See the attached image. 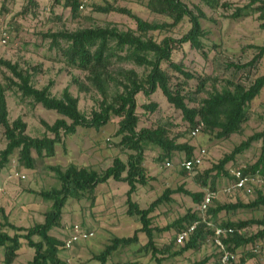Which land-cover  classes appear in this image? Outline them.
<instances>
[{"label":"rangeland","instance_id":"1","mask_svg":"<svg viewBox=\"0 0 264 264\" xmlns=\"http://www.w3.org/2000/svg\"><path fill=\"white\" fill-rule=\"evenodd\" d=\"M216 5H208L202 0H183L194 12L200 8L206 18L201 19V26L205 36L201 39L202 50L192 49L188 44L174 51L172 59L175 63H182L185 70L193 74L194 79L184 85L183 94L200 101L215 91H221L232 80L247 86L256 76L264 72V60L250 68V73L235 70L234 65L249 62L257 53L256 46L264 44V32L260 29L258 14L252 8L246 7L249 0H217ZM35 6H30L28 0H0V40L2 33L8 39L0 42V59L18 65L32 76L31 83L36 88H42L49 81L53 83L52 95L59 97L63 89L68 88L70 93L77 97L78 107L85 115L90 116L92 111H98L102 97L86 79V73L68 68L62 61L56 49H51L50 40L44 38L47 32L63 30L75 31L89 27H115L120 31L135 29V22L130 17L110 12L107 14L95 11L96 6L123 8L133 15L147 22H170L167 18L152 13L147 8L148 0H81L82 9L74 17L69 9L54 0H35ZM240 16H233L237 9H242ZM24 10L25 13H23ZM190 25L184 19L179 25L169 31L155 32L153 37L157 40L164 36L178 38L184 34ZM232 65V66H231ZM167 68V65H163ZM119 69L135 70L139 75L144 74L142 67L132 63H115L111 73ZM248 70V69H247ZM171 73L172 89L184 79L177 73ZM243 72V73H242ZM208 78V79H207ZM249 78V79H248ZM12 75L5 67L0 65V83L6 89V101L9 121L17 118L26 124V134L34 138H42L51 134L46 131L41 121L52 125L56 119L61 118L55 111L47 110L41 105L34 104L31 99L24 98L16 87L11 86ZM75 79V80H74ZM205 79L204 89L197 93L196 87L200 80ZM207 79V80H206ZM86 87L80 89L78 84ZM122 87H114L110 83L109 92L114 94ZM137 115L139 117L138 129L142 127H155L164 125L170 136L179 143H187L194 147V154L205 150L201 165L188 173H182L176 164L185 158L184 152L174 153L171 162L175 165L166 167V162H156L160 150L149 146L145 150L144 166L148 169L154 180L138 189L134 200L141 208L159 197L165 188L175 189L183 186L191 192H203L208 186L202 188L197 181L198 175L216 164L225 154L246 140L249 136L264 132V90L248 105L247 121L242 124L239 134H234L226 140H217L214 133L204 128L196 135H190L192 129L183 119L180 111L169 104L158 90L146 98L142 94L136 96ZM153 102L158 105L154 112L143 109L141 104ZM190 107L197 102L186 99ZM119 119L112 117L111 121L99 130L78 129L75 135L63 137V144L55 149L53 157L38 156L32 151L33 169H27L19 160L18 151H15L8 160L7 165L0 172V220L2 213L9 222L17 227L29 228L36 223H42L44 214L50 209L51 202L43 200L38 192L59 188L60 183L52 168L65 171L70 165L85 167L98 173L103 172L112 164L115 157L127 160L130 151L120 145V137L116 136ZM4 129L0 126V152L6 147ZM262 141L253 142L249 149L236 157L235 162L229 163L227 168L232 170L237 165L248 167L257 161L261 154ZM19 174L15 176L13 171ZM228 178H218L215 181L216 199L210 207L240 200L248 202L256 197L257 191L264 195V171L253 176V180L241 191H233L230 195L223 193L228 186ZM200 184V185H199ZM125 183L109 180L99 185L93 194L84 193L69 199L66 203L59 225L51 234L61 241L67 240L73 224L90 230L94 235L86 240H80L68 252L62 253L61 258L67 259V264H98L94 256L101 252L114 237H131L140 227L136 217L126 214ZM212 191V190H211ZM170 203L160 205L153 213V226L163 228L172 225L186 214L197 212L198 206L192 198L184 194L172 195ZM206 221L214 225L227 221L257 220L264 221V208L256 210H237L235 213H220L215 217L200 214ZM261 226L253 225L242 230L245 237H250L260 230ZM13 235V231H9ZM177 234L173 226L170 231L155 232L154 240L158 249L171 246V251L178 250L182 245H171ZM137 244L121 248L115 252L107 264H155L151 255L141 251L147 238L139 234ZM38 241V237L33 238ZM198 250L187 252L184 255L165 258L162 264H192L208 258V264L218 259V248L211 235L203 239ZM183 244V243H182ZM233 264H264V240L249 244H242L234 252ZM34 250L26 243H22L17 256L11 264H31ZM0 264L4 262V251L0 249Z\"/></svg>","mask_w":264,"mask_h":264},{"label":"trees","instance_id":"2","mask_svg":"<svg viewBox=\"0 0 264 264\" xmlns=\"http://www.w3.org/2000/svg\"><path fill=\"white\" fill-rule=\"evenodd\" d=\"M35 0H28L30 6H35ZM208 5H216L217 0H202ZM55 4H61L70 10L72 16L78 14L82 5L81 0H54ZM246 7L253 9L258 14L260 29L264 32V0H249ZM147 8L154 14L167 18L170 22H147L133 15L129 10L96 6L98 13L117 12L126 15L134 20L135 29L120 31L115 27H89L75 31L63 30L59 32H47L44 38L50 40V48L56 49L64 64L70 69H76L86 73V79L93 89L100 94L102 100L98 111H92L90 116L79 110L78 98L73 96L68 88L63 89L61 95H52L51 81L42 88L32 85V76L28 71L19 68L17 64L0 59V65L10 71L12 79L10 85L17 88L22 97L31 99L34 104L43 108L55 111L61 116L52 125L41 121L51 137L45 135L42 138L30 137L26 134V124L19 118L10 122L6 101V89L0 83V126L4 129V136L7 141L6 147L0 152V172L7 165L9 157L18 151L19 160L25 168L33 169L32 151L38 156L45 155L53 157L57 146L63 144L62 138L75 135L78 129L99 130L106 126L112 117L119 119L116 136L120 137V145L130 151L127 160L123 161L115 157L112 164L103 172L98 173L85 167L70 165L65 171L59 168H52L60 183L59 188L38 192V195L45 201L51 202L50 209L44 214L42 223H36L29 228L17 227L9 222L2 213L0 220V249L4 251L5 264H11L22 243L34 250L31 264H67V259L61 258L62 253L68 252L65 249V241H61L51 234L61 220L63 209L69 199L78 197L80 194H93L99 185L106 184L109 180L125 183L128 186L126 191V214L128 217H136L140 227L134 231L131 237H114L104 249L94 256L98 264H107L112 255L121 248L130 247L138 243L139 234H143L147 241L142 252L150 254L155 264H162L165 258L182 256L187 252L198 250L203 239L208 235L213 236L212 228L201 222L199 211L186 214L172 225L163 228L153 226L152 213L162 204L170 203L172 195L181 193L192 198L197 206L203 200V192H191L183 186L175 189L165 188L162 194L153 200L147 208H141L134 200L138 189L147 186L154 180L148 169L144 166L145 150L149 146L157 147L160 150L156 162H171L174 153H185V160H191L196 155L194 147L187 143H179L170 136V132L164 125L155 127H142L138 129L139 117L137 115L136 96L142 94L146 98L158 90L166 101L176 110L180 111L183 119L194 129L198 124H203L206 131L214 133L217 140H226L234 134H239L242 124L247 121L248 105L255 100L264 90V72L256 75L247 86L241 82L230 80L221 91H215L207 98L196 101V98L183 94L184 85L194 79L193 74L186 71L182 63H175L172 59L174 51L181 49L188 44L192 49L202 50L201 39L205 32L201 26V19L206 18L200 8L196 12L191 10L183 0H148ZM24 10L23 13H25ZM243 13L237 9L233 16L237 17ZM187 19L190 27L178 38L164 36L157 40L153 33L169 31ZM256 55L246 64L234 65L237 72L250 73V68L256 67L257 63L264 60V44L256 46ZM132 63L137 67L144 68L145 72L139 75L135 70L119 69L112 75L111 67L115 63ZM166 64L167 68L163 65ZM179 74L184 82L172 89L171 73ZM248 69V70H247ZM242 72V73H243ZM208 79V78H207ZM206 79V80H207ZM249 79V78H248ZM75 80V79H74ZM110 83L114 87H122V91L111 95L109 92ZM80 89H86L78 84ZM205 86V79L197 84V93ZM186 99L197 102L196 106L190 107ZM144 110L154 112L158 105L153 102L141 104ZM192 130L190 132H192ZM191 135V133H190ZM262 141L261 154L256 162L246 167L243 171L246 176H254L264 171V132L255 133L235 146L231 152L225 154L216 164L203 170L197 177L202 188L208 186L207 190L215 192V181L218 178H228L230 184L234 178L230 175L227 165L233 163L236 157L250 148L253 142ZM183 159V160H184ZM165 163V164H166ZM201 165V164H200ZM199 165V166H200ZM175 166V165H174ZM178 166V164H176ZM199 166H194L193 171ZM179 167V166H178ZM237 165L236 168H240ZM182 173H188L179 168ZM264 208V195L257 191L256 197L248 202L237 200L225 204H217L209 207L206 214L215 217L220 213H235L237 210H256ZM194 222H199L195 230L189 234L178 250L171 251V246L158 249L154 240L155 232L170 231L174 226L177 234L185 231ZM211 223V222H210ZM213 227L232 228L234 233L222 241L226 248L234 253L242 244H249L264 240V221L241 220L227 221ZM253 225L261 226L255 234L245 237L242 230ZM9 231L14 234L10 235ZM176 234V236H177ZM176 236L171 245H176ZM38 237V241L33 238ZM218 259L213 264H218ZM209 259L194 262L192 264H208Z\"/></svg>","mask_w":264,"mask_h":264},{"label":"built area","instance_id":"3","mask_svg":"<svg viewBox=\"0 0 264 264\" xmlns=\"http://www.w3.org/2000/svg\"><path fill=\"white\" fill-rule=\"evenodd\" d=\"M80 9H82V5L80 6ZM8 36L6 33H2L0 42L3 44L7 41ZM203 128V124H198L194 127V129L191 132L192 136H196ZM205 153V150H200L199 154L196 155L191 160H182L180 163H178L179 168L184 169L186 171H190L194 166H199L202 161V156ZM166 167H171V163L167 162ZM246 169L245 166H241L240 168H234L232 170H229L230 175L234 178V182L230 185H228L226 188H224L223 193L230 195L233 191H241L246 188L249 182L253 180V176H246L244 175L243 171ZM15 176H18L19 174L15 171V167H13V171ZM257 174V173H256ZM217 195L216 192L211 190H206L202 202L198 205V211L201 214H204L206 210L212 205L213 201L216 199ZM201 222L206 223L207 227L212 228L213 230V242L215 246L218 248L220 256L218 260V264H233L236 257L235 254L232 253L230 250L226 248V246L223 243V239L227 238L228 236H231L234 233V230L232 228H223V227H213L210 222L206 221L203 216H201ZM199 222H194L192 225L189 226V228L185 231L180 232L176 236V243L182 244L190 233H192ZM94 233L90 230L83 229L78 224H73L69 236L67 240H65V249L69 251V249L73 248V245H75L80 240H86L90 237H92Z\"/></svg>","mask_w":264,"mask_h":264}]
</instances>
